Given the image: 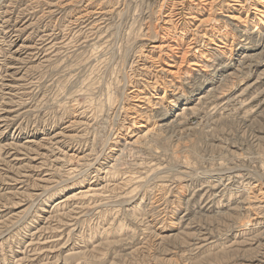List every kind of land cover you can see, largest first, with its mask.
Listing matches in <instances>:
<instances>
[{
    "label": "rangeland",
    "instance_id": "374dc122",
    "mask_svg": "<svg viewBox=\"0 0 264 264\" xmlns=\"http://www.w3.org/2000/svg\"><path fill=\"white\" fill-rule=\"evenodd\" d=\"M263 254L264 0H0V264Z\"/></svg>",
    "mask_w": 264,
    "mask_h": 264
},
{
    "label": "bare ground",
    "instance_id": "6f19581e",
    "mask_svg": "<svg viewBox=\"0 0 264 264\" xmlns=\"http://www.w3.org/2000/svg\"><path fill=\"white\" fill-rule=\"evenodd\" d=\"M203 1H204V0H203ZM232 1H233V0H232ZM257 1H258V0H257ZM44 2H46V1H44ZM208 2H209V1H208ZM202 3H203V2H202ZM215 3H216V2H215ZM233 3H234V2H233ZM203 4H204V3H203ZM226 4H227V3H226ZM211 7H212V6H211ZM171 8H172V7H171ZM203 8H204V7H203ZM211 10H212V9H211ZM136 12H137V11H136ZM178 13H179V12H178ZM85 14H86V13H85ZM168 14H169V13H168ZM170 14H173V13L170 12ZM175 14H176V13H175ZM124 15H125V14H124ZM135 15H136V14H135ZM166 15H167V14H166ZM84 16H85V15H84ZM132 16H133V15H132ZM50 17H51V16H50ZM167 17H170V18H171V15H168ZM170 18H169V19H170ZM184 18H185V17H184ZM189 18H190V17H189ZM166 19H167V18H166ZM174 19H175V18H174ZM49 20H50V19H49ZM167 20H168V19H167ZM167 20H165L166 23H168V21H170V20H168V21H167ZM165 21H164V22H165ZM171 21H172V19H171ZM210 21H211V20H210ZM120 22H121V21H120ZM169 23H171V22H169ZM190 23H191V22H190ZM204 25H205V24H204ZM130 26H131V25H130ZM135 26H136V25H135ZM147 26H148V25H147ZM45 28H46V27H45ZM19 30H20V29H19ZM146 30H147V29H146ZM154 30H155V29H154ZM169 30H170V29H169ZM194 30H195V29H194ZM155 32H156V31H155ZM148 33H149V32H147L146 34H148ZM192 34H193V33H192ZM127 35H128V34H127ZM130 36H131V35H130ZM132 36H133V35H132ZM62 38H63V37H62ZM119 38H120V37H119ZM135 38H136V37H135ZM129 39H130V38H129ZM135 42H136V41H135ZM127 44H128V43H127ZM189 44H190V43H189ZM189 44H188V45H189ZM66 45H67V44H66ZM177 45H178V46H173V45H171V47H174V48H172V50H173V49H176L177 51H179L181 47L179 46L178 43H177ZM126 46H127V45H126ZM163 46H164V45H163ZM168 46H170V45H167L166 47L168 48ZM188 47H189V46H188ZM177 51H176V52H177ZM180 51H181V50H180ZM182 51H183V50H182ZM196 51H197V50H196ZM127 53H128V52H127ZM185 55H186V54H184V52H183V56H182V55H181V56L185 59ZM184 59H183V60H184ZM122 61H123V60H122ZM184 61H185V60H184ZM194 63H195V64H198V63H196V62H194ZM167 64H168V63H167ZM198 65H199V64H198ZM159 69H160V68H159ZM131 78H132V77H131ZM120 83H121V82H120ZM110 85H111V84H110ZM131 86H132V85H131ZM123 93H124V92H123ZM185 116H186V115H185ZM144 181H145V180H144ZM259 186H260V185H259ZM233 188H234V187H233ZM255 198H256V197H255ZM151 214H152V213H151ZM57 216H58V215H57ZM263 255H264V254H263ZM257 260H260V259L258 258ZM255 264H264V261L261 260L259 263H256V262H255Z\"/></svg>",
    "mask_w": 264,
    "mask_h": 264
}]
</instances>
